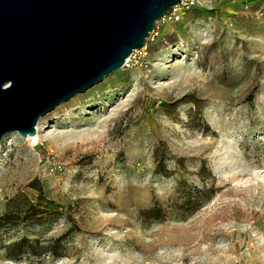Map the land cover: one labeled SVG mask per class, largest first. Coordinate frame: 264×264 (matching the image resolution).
Masks as SVG:
<instances>
[{
  "label": "rangeland",
  "instance_id": "374dc122",
  "mask_svg": "<svg viewBox=\"0 0 264 264\" xmlns=\"http://www.w3.org/2000/svg\"><path fill=\"white\" fill-rule=\"evenodd\" d=\"M249 4L183 0L36 138L0 136V264H264V0ZM22 237L58 255L9 259Z\"/></svg>",
  "mask_w": 264,
  "mask_h": 264
},
{
  "label": "water",
  "instance_id": "95a60500",
  "mask_svg": "<svg viewBox=\"0 0 264 264\" xmlns=\"http://www.w3.org/2000/svg\"><path fill=\"white\" fill-rule=\"evenodd\" d=\"M180 0H0V136L124 65Z\"/></svg>",
  "mask_w": 264,
  "mask_h": 264
},
{
  "label": "trees",
  "instance_id": "16d2710c",
  "mask_svg": "<svg viewBox=\"0 0 264 264\" xmlns=\"http://www.w3.org/2000/svg\"><path fill=\"white\" fill-rule=\"evenodd\" d=\"M197 112V108L194 109ZM159 208L151 207L147 209H142L139 213L143 219H154L158 217ZM11 217L5 213L0 216V221L10 222ZM48 252L52 255H58L56 247H48L38 243L37 240L30 241L25 237L19 238L5 247V254L9 259H15L24 253L39 255L41 253Z\"/></svg>",
  "mask_w": 264,
  "mask_h": 264
},
{
  "label": "built area",
  "instance_id": "2783aa9c",
  "mask_svg": "<svg viewBox=\"0 0 264 264\" xmlns=\"http://www.w3.org/2000/svg\"><path fill=\"white\" fill-rule=\"evenodd\" d=\"M240 2H241V6L243 9H248L250 7V4H249L250 0H240ZM182 4H183V0H180L177 5L173 6L169 11L162 14V16H160L159 19L156 22H154V25L152 29L149 31V33L157 29L158 27L157 23H162V22H165L166 20H172V21L177 20L179 18V10L182 7ZM127 59L125 60V62L127 61ZM125 62H124V65H125Z\"/></svg>",
  "mask_w": 264,
  "mask_h": 264
},
{
  "label": "bare ground",
  "instance_id": "6f19581e",
  "mask_svg": "<svg viewBox=\"0 0 264 264\" xmlns=\"http://www.w3.org/2000/svg\"><path fill=\"white\" fill-rule=\"evenodd\" d=\"M36 124H37V123H36ZM36 124H35V134H36ZM37 130H38V125H37ZM35 134H34V135H35ZM34 135H33V136H34ZM31 137H32V136H31ZM36 137H37V135L34 136V137H32V138H36Z\"/></svg>",
  "mask_w": 264,
  "mask_h": 264
}]
</instances>
